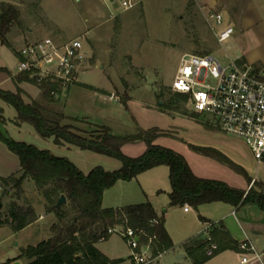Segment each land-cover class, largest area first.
I'll use <instances>...</instances> for the list:
<instances>
[{"label":"rangeland","instance_id":"1","mask_svg":"<svg viewBox=\"0 0 264 264\" xmlns=\"http://www.w3.org/2000/svg\"><path fill=\"white\" fill-rule=\"evenodd\" d=\"M121 1L0 0V12L8 3L15 4L21 11L19 20L14 22L9 34L16 48L23 44L21 32L32 40L45 36L62 42L76 37L84 39L89 55L80 72V82L70 85V92L61 93L57 98L59 109L67 114L88 116L91 120L100 121L97 119H103L106 112V123L118 136L153 128L165 130L168 134L160 135L154 143L185 156L194 172L201 177L222 180L235 187L247 179L245 174L226 162L194 150L191 144L217 148L243 166L250 176L264 177V164L258 163L244 139L222 131L213 118L193 110L188 95L171 88L184 53L213 54L226 65L230 58L244 54L242 48L251 34L238 25L231 39L221 43L207 19L205 10L210 7L204 0H144L131 9H124ZM248 1L221 0L219 10L228 11L231 21L237 22ZM8 51L9 48L0 43L2 61H6L5 52ZM4 63L9 65L8 61ZM36 84L40 85L39 82ZM103 90H114L120 100H103ZM127 101L128 106L125 104ZM15 114V107L7 105L4 115L8 124L0 123V129L13 139L67 157L85 173L96 166L107 170L122 166L120 159L91 149L72 145L60 150L52 139L43 138L30 123L18 125L10 120ZM78 125L87 128L85 120ZM0 142L8 147L2 140ZM147 147L142 140L126 143L121 150L129 156H139ZM10 152L5 156L0 154V174L8 176L14 172L16 176H21L19 158ZM164 168L169 169L167 165ZM122 184L130 186L126 181ZM23 187L24 194L20 198L15 190L4 195L0 187V216L7 220L11 202L16 200L21 204H33L39 218L19 231L9 224H0V264H29L30 259L24 250L48 239L53 234V225L58 221L57 214L50 211V204L32 178H26ZM116 191V187L109 189L107 203H116ZM68 204L69 201L63 205H66V219L71 220L76 211L72 204ZM221 205L229 206L227 203ZM231 216L240 235L245 234L237 220L251 237L260 236V243L264 246L263 228L258 227L257 223L255 226L252 224L264 220V210L257 206L244 207L236 216ZM97 246L111 256L122 257L118 264H133L129 257L131 250L119 233L98 241ZM173 256L172 253L165 255L163 264H171L169 257Z\"/></svg>","mask_w":264,"mask_h":264},{"label":"trees","instance_id":"2","mask_svg":"<svg viewBox=\"0 0 264 264\" xmlns=\"http://www.w3.org/2000/svg\"><path fill=\"white\" fill-rule=\"evenodd\" d=\"M20 15L21 11L15 4H4L0 12L2 43H8L7 35ZM18 79L37 83L36 78L27 72L20 73ZM40 87L46 98L52 96L60 85L50 78L43 81ZM0 97L16 108L18 123H30L43 138H53L57 145L91 149L122 161V166L116 170L96 166L85 173L69 158L56 155L50 149H42L34 144L13 139L0 130V140L19 157L22 171L21 176H0V187L4 195L15 190V194L20 198L24 194L25 179L32 178L50 204V211H54L58 216V221L53 225V234L24 250V254L30 259L29 264H117L122 260L111 259L97 246V242L104 235L108 239V229L119 224L143 229L148 236L155 235L153 246L156 253L173 247L174 243L165 227V215L159 216L150 201L118 208L103 206L107 189L120 180L130 181L140 173L159 165H167L170 168L172 191L169 196L172 205L188 203L198 208L205 203L221 201L232 206L254 204L264 209L262 181L255 180L246 190L233 187L222 180L197 175L185 156L172 148L154 143L160 135L168 134L165 130L153 128L127 136H118L106 126L87 131L73 124L63 123L66 115L60 110L51 109L41 101L26 102L21 89L14 92L0 88ZM3 118V109L0 108V119ZM138 140H144L148 145L143 154L129 156L122 152L124 144ZM191 147L226 162L248 176L245 168L236 164L219 149L195 144H191ZM62 194L66 195L68 205L72 204L76 211L71 220L66 219V205L56 207ZM38 218L33 204H21L14 200L10 205L9 218L6 220L0 216V224H9L12 229L19 231ZM154 219H158V222H154ZM210 235L211 241L205 236L187 246L195 264H202L226 249L239 247L240 242L233 238L222 223H214ZM211 242L217 244L213 256L207 254Z\"/></svg>","mask_w":264,"mask_h":264},{"label":"built area","instance_id":"3","mask_svg":"<svg viewBox=\"0 0 264 264\" xmlns=\"http://www.w3.org/2000/svg\"><path fill=\"white\" fill-rule=\"evenodd\" d=\"M144 0H122L124 9H131ZM207 19L217 39L227 42L235 33L234 24L216 8H208ZM18 72H27L41 84L52 79L63 88L79 82L80 71L89 51L80 37L59 41L52 36L28 40L19 50ZM171 88L187 94L195 112L213 118L222 131L237 135L249 145L259 164H264V64L240 62L230 58L225 65L213 54L184 53ZM113 99H119L114 93ZM120 100V99H119ZM185 209H190L185 205ZM158 222V219H154ZM108 229V234L119 233L131 250L133 264H162L164 251L155 252V235L145 230L120 224ZM213 222L206 224V238L212 240ZM106 235L100 240H106ZM241 264H264V249L260 250L246 237L240 241ZM217 244L211 242L207 254L213 256Z\"/></svg>","mask_w":264,"mask_h":264},{"label":"crops","instance_id":"4","mask_svg":"<svg viewBox=\"0 0 264 264\" xmlns=\"http://www.w3.org/2000/svg\"><path fill=\"white\" fill-rule=\"evenodd\" d=\"M204 1H205L204 3L209 4L207 7H212L216 9H219L221 3V0H204ZM207 7L204 8L206 9ZM207 9L205 11H207ZM222 12L225 14L226 18L229 21H231V19L228 16L229 14L228 11L225 10ZM232 23L235 26V31H236V27L238 25H241L244 31L246 30L248 31V33L251 34L250 36H248V40L246 39V43L242 48V51L244 50L243 51L244 54L238 55L236 58H239L240 62L264 64V0H249L246 7L243 9L240 19L237 22H232ZM10 32L7 35L8 38L7 44L2 43V41L0 40V43L2 44L3 47L7 46L9 48V51L5 52V58L6 61H8L9 65L7 63H4L6 61L5 60L2 61L0 57V88L11 90L14 92H17L19 89H21L22 95L26 102H32L34 100L41 101L51 109L62 111L66 115V119L63 121V123L65 124H73L75 127L87 131H90L95 128H99L101 126H106L110 129L112 133L116 134L112 129L111 125L106 123L108 117L106 112H104L105 109L101 108L104 112V116L103 119H97L100 121L91 120L88 116H72L67 114L61 108L59 109L57 105V98L61 93L68 94L71 90L70 87L63 88L60 86L56 91L52 93V96L45 98L43 94V89L42 87H40V85L34 82H29L27 80L18 79L20 72L16 70V67L18 66L20 60L19 50L26 41L32 39H30L29 35L21 32V34H23L22 35L23 44L20 48H16L15 41L9 38ZM85 64L86 61L82 66L83 68L85 67ZM114 90L112 92L103 90L104 92V94L102 95L103 100L106 101L112 99L110 95L114 93ZM128 101L127 103H125L127 106H128ZM7 105H11V104L6 102L4 99L0 97V108L3 109V117H4L3 119H0V123L5 126L8 124V119L4 115V111L6 110ZM17 116H18V112L16 110L15 117L10 118V120H14V122H16L18 125H22V123L17 122ZM79 120L80 121L85 120L87 128H81L78 125V123L80 122ZM48 139H52L53 144L60 150L71 148L70 146L67 145H57L54 142L53 138H48ZM140 141L142 140H138L134 143H138ZM10 151L11 150L5 144L3 143L1 144L0 142V154H2L3 156L9 155L11 154ZM164 166L165 165H159L153 167L149 170L140 173L134 179L130 181H126L127 183L129 182L128 185L130 186H126L122 184L124 180L118 181L114 186L111 187V188L116 187L118 189V192L116 191L114 195V199H115L114 202L116 203H110V204L107 203V199H108L106 198L107 193L111 188L105 191L103 198V206L113 207V208L150 201L154 205L159 216H161L162 214L165 215V227L174 245L170 249L163 252L161 258L162 264H163V260L165 262V259H163L165 255L170 253L174 255L173 258L169 257L171 264H195L193 258L190 256L188 252L187 246L193 245L197 241V239L205 238L206 236L205 228L208 222H213L215 224L222 223V225L225 226V228L231 233L234 239L240 242L244 238L249 237L254 242L255 245L256 244L258 245L257 246L258 249L260 250L264 249V246H262L260 243L261 242L260 236L259 237L257 236L255 238L251 237L247 233L241 222H239V220L236 219L245 234L244 236L240 235L239 229L237 228V224L235 223V221L231 216V215L236 216L237 212H239L244 207H248V208H252V206L259 207L258 205L245 204V205L232 206L229 204V206H222L221 204L225 202L216 201L211 203H205L200 205L198 208H195L192 205L186 203L187 205L190 206V209L188 210L185 209L186 204L172 205L169 196V193L172 191V184L170 180V168L169 169L164 168ZM18 167H19L18 170L21 171L20 160ZM12 174L15 173L13 172ZM247 174L248 176L245 182L240 184L239 187L237 188L248 190L250 186H252L255 180H259L264 183V177H257V176L252 177L249 175L248 171ZM0 176H4V175L0 174ZM251 177L253 178L252 182H250ZM206 205H210V206H206ZM256 223L258 227L263 228L262 230L264 231V220L253 222L252 223L253 226H255ZM104 253L107 256H109L111 259L123 260L122 257L111 256L106 252ZM129 257L131 260L130 254ZM240 260H241V249L240 247H238L237 249H231V248L226 249L216 254L212 258L208 259L207 261L203 262L202 264H241Z\"/></svg>","mask_w":264,"mask_h":264},{"label":"water","instance_id":"5","mask_svg":"<svg viewBox=\"0 0 264 264\" xmlns=\"http://www.w3.org/2000/svg\"><path fill=\"white\" fill-rule=\"evenodd\" d=\"M14 1H17V0H14ZM162 103V102H161ZM67 197H66V195L65 194H62L61 196H60V198L58 199V202H57V204H56V207H61L63 204H66L67 203ZM1 207H2V202L0 203V209H1Z\"/></svg>","mask_w":264,"mask_h":264}]
</instances>
